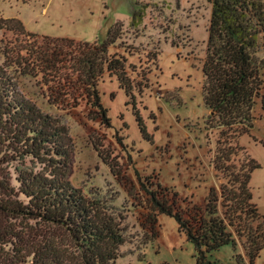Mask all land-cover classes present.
Returning <instances> with one entry per match:
<instances>
[{"label":"trees","instance_id":"obj_1","mask_svg":"<svg viewBox=\"0 0 264 264\" xmlns=\"http://www.w3.org/2000/svg\"><path fill=\"white\" fill-rule=\"evenodd\" d=\"M211 1L202 93L210 112L206 126L218 134L213 165L219 187H210L198 205L158 178L150 183L152 177H147L143 186L150 195L152 223L159 215L174 217L179 232L194 246L196 264H217L215 254L227 245L233 247L239 264L246 260L254 264L264 252V214L253 201L250 179L261 164L244 153L239 139L254 126L264 86V58L259 55L264 45V0ZM140 14L138 9L133 12V23ZM120 28L115 24L106 38L95 42L66 37L37 40L20 20L0 18V29L14 36L4 41L0 61V264L116 262L125 242L122 228L100 200L69 178L73 151L69 129L21 85L22 79L35 80L57 108L86 102L93 119L110 126L100 91L105 75L117 78L134 107L136 92L149 86L148 71L137 73L129 62L132 51H111L119 48ZM150 57L155 60L157 53ZM137 121L145 134L138 112ZM27 160L42 164L43 170L17 167L18 174L13 175L7 168ZM10 220L64 230L71 246L60 245L50 235L30 242ZM238 243L244 255L237 253Z\"/></svg>","mask_w":264,"mask_h":264},{"label":"rangeland","instance_id":"obj_2","mask_svg":"<svg viewBox=\"0 0 264 264\" xmlns=\"http://www.w3.org/2000/svg\"><path fill=\"white\" fill-rule=\"evenodd\" d=\"M137 9L141 14L133 23L132 14ZM211 15V0H0V18L20 20L37 40L66 37L95 42L119 24V48L111 51H132L128 57L136 72L148 71L149 86L142 93L136 92V107L128 103L130 98L117 78L105 75L100 91L110 126L93 119L95 114L86 102L76 108H57L35 80L22 79L24 92L69 129L72 183L100 200L122 228L125 242L114 264H196L194 246L179 232L174 217L159 215L156 224L152 223L150 195L143 183L147 184V177H152L150 183L158 178L198 205L203 204L210 187H219L213 165L218 134L206 126L210 112L202 93V61ZM12 34L0 29V61L1 47L4 41L13 40ZM152 53H157L155 60L148 58ZM259 55L264 58V45ZM263 95L264 86L257 99L254 126L250 134L239 139L244 153L261 164L251 175L250 188L262 213ZM17 167L43 170L42 164L29 160L7 168L17 175ZM11 223L30 242L50 235L60 245L71 246L64 230L27 220ZM32 224L38 228L33 230ZM238 244L237 253L244 255L242 244ZM214 260L217 264H239L231 245L218 251ZM254 264H264V252Z\"/></svg>","mask_w":264,"mask_h":264},{"label":"crops","instance_id":"obj_3","mask_svg":"<svg viewBox=\"0 0 264 264\" xmlns=\"http://www.w3.org/2000/svg\"><path fill=\"white\" fill-rule=\"evenodd\" d=\"M261 212V211H260ZM262 213V212H261ZM262 214H264V213H262ZM239 245V244H238ZM237 248H239L238 246H237ZM241 252V251H240ZM245 264H248V262H247V260L245 261Z\"/></svg>","mask_w":264,"mask_h":264}]
</instances>
